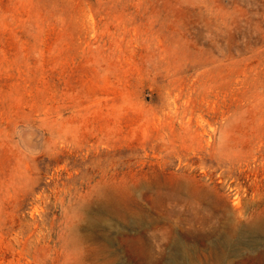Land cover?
Returning a JSON list of instances; mask_svg holds the SVG:
<instances>
[{
  "label": "rangeland",
  "instance_id": "374dc122",
  "mask_svg": "<svg viewBox=\"0 0 264 264\" xmlns=\"http://www.w3.org/2000/svg\"><path fill=\"white\" fill-rule=\"evenodd\" d=\"M0 264H264V0H0Z\"/></svg>",
  "mask_w": 264,
  "mask_h": 264
}]
</instances>
